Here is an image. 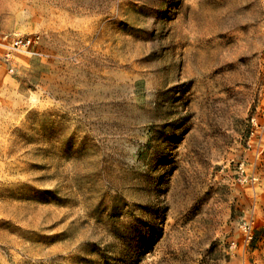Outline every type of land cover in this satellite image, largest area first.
Listing matches in <instances>:
<instances>
[{
  "label": "rangeland",
  "instance_id": "obj_1",
  "mask_svg": "<svg viewBox=\"0 0 264 264\" xmlns=\"http://www.w3.org/2000/svg\"><path fill=\"white\" fill-rule=\"evenodd\" d=\"M4 33L40 41L0 46V264H264V0H0Z\"/></svg>",
  "mask_w": 264,
  "mask_h": 264
},
{
  "label": "built area",
  "instance_id": "obj_2",
  "mask_svg": "<svg viewBox=\"0 0 264 264\" xmlns=\"http://www.w3.org/2000/svg\"><path fill=\"white\" fill-rule=\"evenodd\" d=\"M40 41V36L36 33L34 34H21V33H11V34H0V46L3 47L2 58L4 62H12L15 56L19 52H26L33 47H36ZM242 164L238 165V170L241 169Z\"/></svg>",
  "mask_w": 264,
  "mask_h": 264
}]
</instances>
